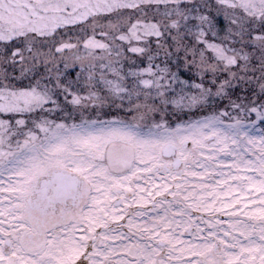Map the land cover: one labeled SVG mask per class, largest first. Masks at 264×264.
<instances>
[{
	"label": "snow or ice",
	"instance_id": "snow-or-ice-1",
	"mask_svg": "<svg viewBox=\"0 0 264 264\" xmlns=\"http://www.w3.org/2000/svg\"><path fill=\"white\" fill-rule=\"evenodd\" d=\"M0 264H264V0H0Z\"/></svg>",
	"mask_w": 264,
	"mask_h": 264
}]
</instances>
